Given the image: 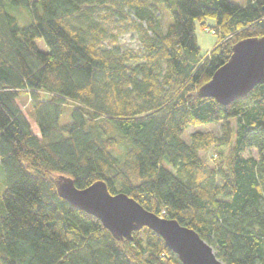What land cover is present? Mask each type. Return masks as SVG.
I'll return each mask as SVG.
<instances>
[{
	"label": "trees",
	"instance_id": "trees-1",
	"mask_svg": "<svg viewBox=\"0 0 264 264\" xmlns=\"http://www.w3.org/2000/svg\"><path fill=\"white\" fill-rule=\"evenodd\" d=\"M129 31L138 50L120 44ZM262 37L264 0H0V264H181L147 228L114 239L58 197V176L103 181L224 264H264V84L225 106L197 94ZM206 125L218 133L183 138Z\"/></svg>",
	"mask_w": 264,
	"mask_h": 264
},
{
	"label": "water",
	"instance_id": "water-1",
	"mask_svg": "<svg viewBox=\"0 0 264 264\" xmlns=\"http://www.w3.org/2000/svg\"><path fill=\"white\" fill-rule=\"evenodd\" d=\"M264 84V37L244 39L233 45L228 60L200 87L198 97L212 98L220 105L246 98L256 86ZM59 198L75 209L100 221L116 240H132L143 228L155 233L181 264H224L192 229L175 220L146 211L125 194H110L103 181L77 189L71 178L55 179Z\"/></svg>",
	"mask_w": 264,
	"mask_h": 264
},
{
	"label": "rangeland",
	"instance_id": "rangeland-1",
	"mask_svg": "<svg viewBox=\"0 0 264 264\" xmlns=\"http://www.w3.org/2000/svg\"><path fill=\"white\" fill-rule=\"evenodd\" d=\"M230 1L237 3V4H244L246 2V0H230ZM16 10H17L16 8H10L9 9V11L12 14H15L17 16V14L15 12ZM160 14L165 18V20L167 19V14L165 11L162 10L160 12ZM19 16L21 19L25 20L24 14L20 13ZM19 22L22 25H25V23H26V21L24 22L20 19H19ZM169 22H171V20H169ZM209 22L210 21H208V23ZM196 35H197L199 47L201 48L202 52H205V51L212 48V46L214 45L215 40H216L214 36L208 34V32L201 31L199 28L196 30ZM119 41H120V44L123 48L131 49V50H138L139 49L138 34L136 32H132V31L127 32L122 37H120ZM36 44L40 50L46 51L45 44L43 43L42 40H37ZM19 105H20L22 112L28 117L32 131L34 133L38 134V130H37L36 124L34 122V119H33V117H31L32 113H31L30 104H29L28 99L22 98L21 100H19ZM64 108H65L64 112L62 111V114L60 115V123L61 124H65V123L70 121L68 112L71 109V105L66 103ZM196 131L203 132V133L211 132V133L217 134L219 131V126L218 125H206V126H202L199 128H190L189 130L185 131V133L183 134V138L185 139V141H189V139H188L189 135L196 132ZM211 154H212V151H209L207 153V155H211ZM251 154L253 156H255L254 151L251 152Z\"/></svg>",
	"mask_w": 264,
	"mask_h": 264
},
{
	"label": "crops",
	"instance_id": "crops-1",
	"mask_svg": "<svg viewBox=\"0 0 264 264\" xmlns=\"http://www.w3.org/2000/svg\"><path fill=\"white\" fill-rule=\"evenodd\" d=\"M210 50V49H209ZM208 51V50H207Z\"/></svg>",
	"mask_w": 264,
	"mask_h": 264
}]
</instances>
